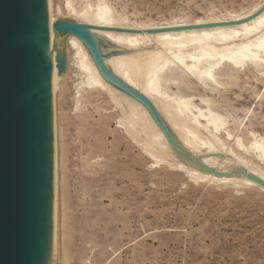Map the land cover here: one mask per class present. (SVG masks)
Returning <instances> with one entry per match:
<instances>
[{
    "label": "rangeland",
    "instance_id": "374dc122",
    "mask_svg": "<svg viewBox=\"0 0 264 264\" xmlns=\"http://www.w3.org/2000/svg\"><path fill=\"white\" fill-rule=\"evenodd\" d=\"M258 1L50 0V4L55 17L70 18L67 3L76 11L104 5L115 19L142 25L222 18ZM109 49L103 54L107 58L125 50L117 45ZM229 62L214 73L218 85L179 67L167 78L168 94L190 100L194 115L216 113L218 130L214 132L210 124L207 129L223 144L221 154L232 151L264 173V63L235 68ZM184 65L193 64L187 60ZM84 75L75 49L69 47L53 107L54 264H264V192L255 186L196 182L146 156L119 124L121 111ZM198 123L204 126L206 119L201 117ZM198 134L203 140L211 138L203 129ZM206 150L202 148L204 154Z\"/></svg>",
    "mask_w": 264,
    "mask_h": 264
},
{
    "label": "water",
    "instance_id": "95a60500",
    "mask_svg": "<svg viewBox=\"0 0 264 264\" xmlns=\"http://www.w3.org/2000/svg\"><path fill=\"white\" fill-rule=\"evenodd\" d=\"M262 6L238 22L205 24L163 31L212 28L248 22ZM93 30L140 34L139 30L92 27L59 18L54 36H73L89 53L100 77L139 102L165 136L175 158L215 177L230 176L201 162L167 129L152 103L104 64ZM48 0H0V264H54L56 207L54 140L50 88ZM55 68L65 73L67 48L55 46ZM246 180L264 189V180L240 168Z\"/></svg>",
    "mask_w": 264,
    "mask_h": 264
},
{
    "label": "bare ground",
    "instance_id": "6f19581e",
    "mask_svg": "<svg viewBox=\"0 0 264 264\" xmlns=\"http://www.w3.org/2000/svg\"><path fill=\"white\" fill-rule=\"evenodd\" d=\"M263 3L264 0H259L255 5L241 13L231 14L222 18L174 20V22L134 25L127 23L126 19H115L110 10L104 5H99L96 9L85 6L81 11H76L70 3H67L65 4V10L68 13L67 17L74 20L66 17H55L51 11L50 0H48L49 47L52 57L50 82L53 98L52 106L54 107V93L61 83V75L57 73L54 62L55 46L60 48L65 43L67 51L69 47L75 49L78 65L85 74L84 76L88 83L92 87H101L114 107L121 111L119 124L123 127L126 135L132 142L137 144L146 156L167 165V167H171V169L185 173L189 179L196 182L205 181L206 184L210 183L218 186H255L259 191L264 192V189L246 180L243 174L239 172L240 168H243L246 172L254 173L264 180V173L260 169L250 163V161L235 155L232 151H229L230 154L228 153V155L224 153L225 156L221 154L224 148L223 144L219 145L216 135H214V132L218 130L215 124L216 113L208 110L205 113L198 112L197 115H194L193 111H191L193 108H191L190 100L168 94L171 82L167 79L169 75L172 76V74L179 72V67L184 66L183 71L185 74L188 73L187 75H192L193 77L201 76L202 81H210V83L218 85L219 80L217 81L214 73L226 61L230 60L235 68L242 64L264 63V12L248 22L237 25L163 31L156 34L145 33L149 30L238 22L254 14ZM59 18L70 19L92 27L141 31L140 34L102 30H93L92 33L98 39L102 55L106 54L108 50L111 52V49H109L111 45H117L125 49L121 54L114 55V57L107 58L103 55L104 64L117 77L143 94L152 103L167 129L176 140L192 154L201 157V162L205 165L226 174L231 173V175L215 177L191 166H186L175 158L165 136L152 120L146 108L123 92L107 84L100 77L83 44L73 36L60 37L52 34L51 24ZM227 52L230 53L228 54ZM227 55L230 56L228 57L230 59L227 58ZM187 60H191L193 65L186 67L184 63ZM202 61L207 64L205 69L200 66ZM180 73L181 75L183 74L181 71ZM53 113L52 111V121H54ZM201 117L206 119V125L204 126L198 123ZM209 124L214 132L207 129ZM200 129L207 131L211 138L200 139L198 134ZM202 148H207L205 154L202 152ZM56 169L54 148L55 207L57 206Z\"/></svg>",
    "mask_w": 264,
    "mask_h": 264
}]
</instances>
